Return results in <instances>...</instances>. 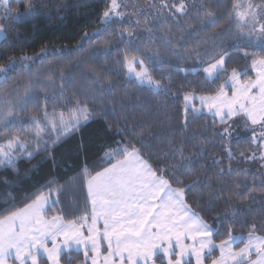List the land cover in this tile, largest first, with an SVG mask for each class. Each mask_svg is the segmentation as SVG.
Masks as SVG:
<instances>
[{
	"label": "snow or ice",
	"instance_id": "6c2138e0",
	"mask_svg": "<svg viewBox=\"0 0 264 264\" xmlns=\"http://www.w3.org/2000/svg\"><path fill=\"white\" fill-rule=\"evenodd\" d=\"M218 4L106 0L95 31L85 32L68 52L79 54L85 42L103 38L102 47L90 48L85 60L77 61L76 70L81 63L87 70L70 95V62L59 76L54 68L60 61L33 71L49 55L63 56V49L44 47L33 56H8L11 44L0 50V59L7 57L0 64V167L17 173L20 161L41 152L55 160V147L65 137L98 115L116 113L106 101L120 89L135 86L147 92L146 99L163 97L157 101L161 109L183 94L182 120L175 129L155 132L140 123L129 128L127 116L121 117L123 125L108 123L110 131L115 124L120 139L103 148L101 160L108 167L85 178L82 215L67 219L61 197L72 182L61 184L55 177L46 179L23 208L6 206L0 217V264H264V0H231V9L225 5L222 11ZM45 7L50 5L40 0H0V40L6 39L4 21L33 17ZM185 19L193 23L174 30ZM161 20L166 23L157 29ZM221 21L218 30L203 35ZM177 33L189 39L181 44ZM193 33L200 35L189 48ZM233 53L250 65L229 69ZM100 57L103 63H97ZM17 72L23 75L8 83ZM29 106L34 114L22 119ZM205 113L212 116L211 134L189 135L190 123ZM241 133L247 135L243 144ZM234 142L240 146L233 148ZM211 149L219 154L209 155ZM212 169L214 179L206 176ZM205 191L208 198L202 199ZM220 202L222 211L213 207ZM50 204L61 207L48 217ZM194 204L208 218L193 211ZM237 225L246 234L237 235ZM222 232L225 238L216 240ZM214 249L220 253L215 258Z\"/></svg>",
	"mask_w": 264,
	"mask_h": 264
},
{
	"label": "trees",
	"instance_id": "16d2710c",
	"mask_svg": "<svg viewBox=\"0 0 264 264\" xmlns=\"http://www.w3.org/2000/svg\"><path fill=\"white\" fill-rule=\"evenodd\" d=\"M138 2L143 5L147 0H138ZM242 2H247V0H242ZM255 3L259 4L261 0H254ZM43 5H50V7H45L43 9H36V15L33 17H21L18 21L9 24L4 21L7 31L5 32L6 39L0 40V50L6 49L7 45L11 44V48H7L8 56H20L27 54L33 56L38 53L42 48L48 47L58 48L64 50V55L61 57H53L49 55L45 58L43 64L36 63L33 65V71L44 72L50 65H55L57 61H60L59 66L54 68L57 76L62 68H68L69 62L71 63L73 69L74 78L69 82L67 92L70 95L73 88H78L81 86L79 74L81 71H86L87 69L81 63L79 70L75 69L77 61H84L90 48H100L103 46L102 37H93V43L90 45L85 42L84 49L79 54L68 55V52L73 49L77 43L81 40V37L85 32H93L97 24L99 23V17L102 12L105 11L106 0H40ZM227 5L231 9V0H219L218 9L223 10ZM13 14L17 10L15 2L12 5ZM60 9H63L62 11ZM23 12V8L18 9ZM3 9L0 8V12ZM226 17V13H225ZM166 22L161 20L160 23L156 24V28L159 29L161 25ZM190 20H182L180 25H173L174 30L179 27H184L188 24H192ZM223 24V21L216 26V28L208 29L203 35H208L213 31L218 30V28ZM108 31H111L109 29ZM108 31L103 35L107 36ZM200 34L193 33L190 37V42L187 47L192 48L196 46V40ZM181 44L185 43V37L182 39L177 33L174 37ZM96 40H101L100 44H96ZM104 58L100 57L97 63H103ZM234 61V62H232ZM232 61L229 63V69L231 67H239L243 69L250 65L251 61L245 62L240 57L233 53ZM7 57L0 59V64L6 63ZM188 63H191L189 61ZM22 73H14L11 75L8 83H12L13 79L22 76ZM156 76L160 73L156 72ZM254 76V73H250ZM177 82H179L180 77H175ZM191 79V77H189ZM123 83L122 78L116 80V85L119 87ZM57 85H59V80H57ZM200 94V93H197ZM42 95V93H41ZM147 92H142L135 86H129L127 89H120L116 95L106 101L107 109L117 108L116 113H111L110 111L104 115H98L97 117L90 120L87 124L83 125L74 134L65 137L56 147H55V160L49 158L45 159V154L41 152L39 155H35L30 161L22 160L17 165L19 172L13 171L11 169H4L0 167V217L6 215V206H14L18 208L20 204L34 193H37L40 186L44 183L46 179H51L52 177L57 178L61 184L65 181H73L81 173L89 174L92 168L97 167L98 171H101L103 167H108L101 160L103 156V148L107 144H111L113 140L120 139L119 136H115V124L113 123V128L110 131L108 129L109 122H115L120 120V124H125V121L121 119L122 116H127V124L129 128L133 123L140 124H150L151 130L155 132L165 131L168 128L175 129L180 121L182 120V95L181 100L175 101V103H169L163 106L161 109L157 101L163 100V97H152L151 99H146ZM114 101V102H113ZM145 103L147 107H140L141 103ZM43 102H41L42 105ZM121 105L124 107L121 109ZM49 104V108H51ZM149 110L152 111L151 119L148 118ZM100 111L98 107V112ZM33 108H29L21 113L20 115H33ZM171 118V119H170ZM27 119V118H23ZM159 119L160 123H156ZM212 116L205 113L190 123L188 128V133L196 132L197 135L201 133L204 135H210L212 130ZM217 127L220 125L217 124ZM147 130L145 129H137ZM125 135V133H121ZM241 144L243 140L247 139V136H241ZM179 139V134L177 136ZM240 145L233 143V148H237ZM219 154V149H211ZM188 154L187 152L185 153ZM209 165L211 161L209 160ZM36 167H33V166ZM31 169V171H29ZM252 171H256L255 165L251 166ZM264 171V169H261ZM215 169H212L206 173L208 178L214 179ZM91 174V173H90ZM192 177H184L185 180L191 179ZM6 181V182H5ZM176 185H174L175 187ZM84 194V195H83ZM259 192H257V198L259 199ZM62 198H68L66 200L68 206H65L63 211L67 214V219H73V213L75 215H82L81 209L87 200V194L84 192L78 194V192L71 197L68 195L62 196ZM208 198V192L205 191L202 199ZM64 199V200H65ZM237 206H240L239 202H236ZM90 207V206H89ZM214 208L218 210H224L225 205L223 202L219 204H214ZM257 205H253L255 211ZM60 208L58 205H53L49 207L48 217L57 214V210ZM193 210L199 212L205 218H208L209 214L207 211L201 212L198 205H193ZM247 229H241L239 225L236 226V234H246ZM225 234L222 232L221 235L217 236L215 239H223ZM238 246H242L239 244ZM82 254L80 259H82ZM76 262V261H75ZM74 263V262H73Z\"/></svg>",
	"mask_w": 264,
	"mask_h": 264
},
{
	"label": "rangeland",
	"instance_id": "374dc122",
	"mask_svg": "<svg viewBox=\"0 0 264 264\" xmlns=\"http://www.w3.org/2000/svg\"><path fill=\"white\" fill-rule=\"evenodd\" d=\"M255 75V74H254ZM196 103V106H199V101H196L195 102ZM49 110L51 111V108H49ZM30 115H21V118L23 119V118H28ZM241 136H247L246 134H243V133H241ZM97 167H94V168H92L91 169V171H89V173H91L90 175L91 176H94L95 174H96V172H99L97 169H96ZM103 170V169H102ZM101 170V171H102ZM88 175L86 174V173H81L79 176H77V178L76 179H74L73 181H72V184H71V186H70V188H69V190H68V196L69 197H71L72 195H74V194H76L77 192H78V194H80V193H82V192H84L85 194H87V188H86V185H85V178L87 177ZM88 178H90V177H88ZM84 195V194H83ZM65 198H62L61 199V201H62V207H63V209H65V206H68V204H67V202H66V200L68 199V198H66L65 200H64ZM29 202V200H28V198L23 202V204H20L19 205V207L18 208H23L24 207V204L25 203H28ZM61 207V205H58V207ZM48 208L49 207H53V205H49V206H47ZM89 210H90V207H89ZM194 211V210H193ZM213 253H214V255H213V258H215L216 256H219L220 255V253H219V250H216V249H214L213 250ZM83 259V258H82ZM74 262V263H73ZM73 262H72V264H76V262H75V260H73ZM208 264H210V261L208 262Z\"/></svg>",
	"mask_w": 264,
	"mask_h": 264
}]
</instances>
